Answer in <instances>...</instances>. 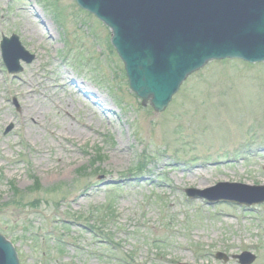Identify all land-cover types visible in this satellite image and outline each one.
<instances>
[{
  "label": "rangeland",
  "instance_id": "rangeland-1",
  "mask_svg": "<svg viewBox=\"0 0 264 264\" xmlns=\"http://www.w3.org/2000/svg\"><path fill=\"white\" fill-rule=\"evenodd\" d=\"M11 34L34 55L15 75L0 58V234L20 264H264V202L183 192L264 184V65L211 61L156 112L73 0H0Z\"/></svg>",
  "mask_w": 264,
  "mask_h": 264
},
{
  "label": "water",
  "instance_id": "water-1",
  "mask_svg": "<svg viewBox=\"0 0 264 264\" xmlns=\"http://www.w3.org/2000/svg\"><path fill=\"white\" fill-rule=\"evenodd\" d=\"M110 28V42L124 63L137 96L161 111L180 83L208 60H264V0H75ZM0 50L9 72L21 70L18 59L33 58L17 37L2 38ZM201 196L250 205L264 201V186L218 183ZM249 264L254 256H237ZM216 258L227 259L222 253ZM0 264H18L11 244L0 236Z\"/></svg>",
  "mask_w": 264,
  "mask_h": 264
},
{
  "label": "bare ground",
  "instance_id": "bare-ground-1",
  "mask_svg": "<svg viewBox=\"0 0 264 264\" xmlns=\"http://www.w3.org/2000/svg\"><path fill=\"white\" fill-rule=\"evenodd\" d=\"M79 88L81 89V91H83L82 94H83L85 97H87L89 93H84L85 90H83V88H81V86H80ZM79 91H80V90H79ZM29 111H39V109H38V107H36V106H31V107L29 108ZM29 118H30L31 120H33V121H32L33 124H36V122L34 121V119H33L32 116H29ZM69 126H70V125H68L67 127H69ZM190 173H191V172H189V174H190Z\"/></svg>",
  "mask_w": 264,
  "mask_h": 264
},
{
  "label": "trees",
  "instance_id": "trees-1",
  "mask_svg": "<svg viewBox=\"0 0 264 264\" xmlns=\"http://www.w3.org/2000/svg\"><path fill=\"white\" fill-rule=\"evenodd\" d=\"M35 186L37 187V185H35ZM108 209L110 210V209H111V206L108 205V206L106 207V211H108Z\"/></svg>",
  "mask_w": 264,
  "mask_h": 264
}]
</instances>
